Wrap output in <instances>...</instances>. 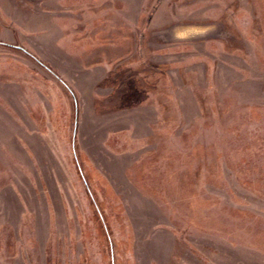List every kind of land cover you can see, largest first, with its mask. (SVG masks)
<instances>
[{"label": "rangeland", "instance_id": "374dc122", "mask_svg": "<svg viewBox=\"0 0 264 264\" xmlns=\"http://www.w3.org/2000/svg\"><path fill=\"white\" fill-rule=\"evenodd\" d=\"M0 264H264V0H0Z\"/></svg>", "mask_w": 264, "mask_h": 264}]
</instances>
